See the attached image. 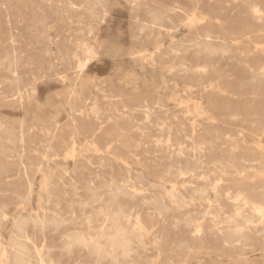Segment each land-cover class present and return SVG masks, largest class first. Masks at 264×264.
I'll list each match as a JSON object with an SVG mask.
<instances>
[{
    "label": "rangeland",
    "instance_id": "obj_1",
    "mask_svg": "<svg viewBox=\"0 0 264 264\" xmlns=\"http://www.w3.org/2000/svg\"><path fill=\"white\" fill-rule=\"evenodd\" d=\"M234 1L212 0L210 2V0H200L199 9L194 10L191 5V0H91V2L90 0H88V2L87 0H0V133L2 135H0V217L2 216L0 219V248H5L6 246L5 249H9L8 251H11L10 245L13 242H16V238H14V236L16 234L23 233L28 236L32 240V242H34L39 248L42 249L41 253L43 254V257L45 259V264H49L50 262H52V264H114V255L110 254L107 256L106 254H102L100 255V257L96 256L94 253H92V250L75 244L73 240L79 239V237L81 238L83 236L87 237L88 235L99 234V228L102 225L103 220L102 216L99 213V209L109 204H114L113 208H117L115 206L117 204L126 213H129L131 215L139 213L143 225L146 227L148 232H150L146 234V239L145 237L142 238L143 240H140L135 232H130L132 237L131 239L133 241L132 247L135 250V253L131 252V256L134 257V261L136 262V264H264V246H262V243L258 241L257 238H255L262 232V224L257 223L256 230L259 233L250 236V239L248 241V244L251 245L250 250L246 251V253L242 255H240L239 251L233 248L232 245L224 244V241L233 242L231 233H227V231H224L222 234L213 235L208 229L212 217L216 215L217 221L219 220L218 222H221L219 226L222 224L220 227L225 229V218L234 215L235 211L233 203L231 201H227L225 198H223V196H220L219 201L216 202L217 198L214 191L212 190V187L218 184L219 194L221 195L225 193V189L227 187L230 189L229 192L233 195L238 192L237 185H241L242 182L235 181L237 179V176L235 175V173H233L231 165L235 166V170L240 172L241 176L243 173L244 176L250 177L249 179H246L244 183H247L248 186L256 187V185H258L260 181L257 175L255 177L252 176L254 172H256V170L253 171L251 169H248L247 167L244 168L243 164H246L247 166L248 163H243V160L257 159L259 162L261 149H264V78H261L260 75H257L261 71L259 68H264V0ZM91 3L93 4L91 5ZM176 5H178L181 9ZM253 5L259 8L262 13L259 17L260 20H257V22H255L256 20H254V18L252 17L251 7H249ZM95 6L97 7V9ZM88 7H90L91 9H88ZM82 8L83 10H81L80 12L79 10ZM48 9L49 12L47 13ZM84 9L88 10L90 14ZM92 10H95L96 13ZM102 10L104 11L102 12ZM176 10H178V12ZM5 11L7 13H5ZM72 11H74V13ZM197 12H200L201 14H198ZM96 14L99 16H97ZM134 15H136L137 17H135ZM193 16L196 20L201 19L206 22L204 24V28L206 26L205 29H208L211 36L213 38H217L213 39V41H215L213 43L215 45V52L216 49L220 50H218L217 53L214 54V56L212 54L213 57L211 56L210 58L213 59H209L210 63L208 64V67L206 69L207 73L209 72V75L207 73L206 75L201 74V79L198 81L188 80L186 76H189L190 73L187 72V74L185 75V73L181 71V68H188L192 71H196V67L205 65L203 56L199 55L197 58H195V55H193L194 51L199 49V47L196 48L194 46L195 43L194 41H192L191 30L189 29V20ZM97 17H99V20L97 19ZM187 17H190V19ZM184 18L186 20H184ZM43 19L47 20V22ZM136 22L137 25L135 24ZM141 22L144 25H142ZM158 22L160 23L157 24ZM183 22L185 23V25ZM171 23L174 24V26ZM37 25L38 28L36 27ZM76 25H78V27ZM80 26H82L83 28ZM49 29L51 30V32ZM248 29L252 32L248 33L246 37L239 38V41H234L236 36L235 34H237L238 31L247 33L249 31ZM143 30H145V32H143ZM150 30L152 31L150 32ZM154 30L156 33L154 32ZM225 31H227L228 34H226ZM164 32L168 33L164 34ZM90 33H93L92 37ZM94 35H96L97 41L93 40ZM42 37L43 39L41 40ZM89 39L91 42L89 41ZM45 40L49 41L45 42ZM88 42H90V44ZM47 43L51 44L50 46L52 47H50ZM69 43L72 45H70ZM83 44L88 49V53H84L82 49ZM222 44L227 47L223 46ZM179 45H181V48ZM142 46L144 49L142 48ZM156 46H159L160 49L157 50ZM186 46L187 49H185ZM222 49H226V51ZM91 52L94 55L93 61L88 67V70L80 72L79 68L77 67V61L72 58V54L78 53L77 56L82 62L84 61V59L86 60L87 58H89L88 56ZM131 52L134 54H132ZM48 54L50 55V57L48 56ZM81 54L83 55L81 56ZM143 54H145V56ZM247 54H249L248 57ZM46 56H48V58ZM175 60L177 63H174ZM170 62L174 65H171ZM244 65H247V67ZM29 66L30 68H28ZM58 67L59 69H57ZM118 67H121V70H119ZM22 68L23 70L21 72L20 69ZM12 70H15L17 77H13L9 73ZM153 71H155V73ZM178 72L180 73V75ZM142 73L143 75H141ZM181 73L183 74L181 75ZM161 74H164L163 76L165 77H163ZM127 75L129 77H127ZM134 75L136 77H134ZM148 75H150L151 77H148ZM31 77L33 79H31ZM123 77H125L126 80ZM141 77L143 78V81ZM162 77L163 79H161ZM16 78L17 82L14 81ZM119 78L121 79L119 80ZM133 78L134 80H132ZM135 78H137L138 80L136 79L135 81ZM131 80L133 83L130 82ZM124 81L127 82L125 83ZM117 82L120 83L119 85L121 86H117ZM121 82H123V84ZM147 82H151V85ZM130 83L132 84V86H128ZM175 84L177 87L175 86ZM81 85L84 86L82 87ZM185 85L189 88H185ZM22 87L24 90L22 89ZM157 87L162 89H158ZM171 87L176 88V90H173V88ZM190 87L193 89H190ZM16 88L20 90L21 93L25 96L21 104L12 100V96L17 91ZM143 88H145L147 91L148 89L150 90L149 92H145L146 90ZM61 89H66L64 91H67V94L63 93ZM130 90H132V92H130ZM11 91L13 92V95ZM196 91L198 92V94ZM57 92L61 94H58ZM178 94H180V96ZM48 95H51V97ZM60 95L62 96L60 97ZM173 95L174 97H172ZM202 95H204L205 97H202ZM207 95H209V97ZM253 96H255L256 98ZM26 97L29 100H27ZM102 97L106 100L102 99ZM53 98L54 100H52ZM189 99H191V101ZM202 100H204L203 103ZM84 101H86L87 103ZM34 102H36L37 104ZM79 102L81 103V105L79 104ZM196 102L199 103V105L197 104V107L195 108L192 105L194 104V106H196ZM206 102L207 104L205 105ZM45 103L46 106L50 104V107L49 105L46 107ZM90 103L93 105H91ZM40 105H42L41 108L43 109L40 108ZM145 105L147 107H145ZM201 107H204V109H202ZM62 108L64 109V111H62ZM187 108L189 109V111L187 110ZM114 109L117 113L114 111ZM128 110L130 111V113ZM79 111L81 113H79ZM63 112H65L66 114ZM48 113L52 115L50 116ZM85 113L87 114L85 115ZM210 113L213 116H211ZM77 114L79 115L77 116ZM123 115H125V117ZM100 116L103 119H101ZM145 116L147 117V119ZM161 116H163V118ZM210 117H212L213 119H211ZM69 118H71V120ZM50 119H53L54 121L52 120L51 122ZM6 120L16 122L12 123ZM146 120L149 123H147ZM173 121L175 123H173ZM19 122H21L22 124ZM192 125H196L194 127L199 128H195V130L193 129L194 127ZM27 128L29 131L27 130ZM165 130L167 134L165 133ZM94 131L95 136L91 141L92 137H89V135ZM192 133L194 135H192ZM21 134L22 137L20 136ZM12 136H14L15 138H13ZM6 137H8L9 139H7ZM16 138H18L19 141L22 140V142L20 143ZM178 138H180L181 141ZM6 141L10 144L6 143ZM196 142L198 145L196 144ZM74 144L75 147L73 146ZM169 144L170 149H175L179 146L183 149L185 148L184 152L187 154H191V151H193L195 147L201 148L202 160L205 162V164L201 166V169H199L200 171L197 170L195 172V177L197 178L194 177V179H189V177H186L183 181L182 179L178 181L176 188L177 191L181 194H179L178 197L180 200L179 203H182L180 205L182 208H179L180 210H177V208H175L174 206V208H171L172 206H170L169 201H167V194L169 190H171V184L169 185V183H166L164 185L161 181L153 180V176L162 175L168 170H171L173 174L172 177L176 173L175 169L178 167V164L175 163L173 166H171L169 162L170 149H166V145ZM20 145L23 146L21 147ZM85 145L87 146L85 147ZM89 145L90 147L88 148ZM13 147H15V149H13ZM92 147H94L95 149ZM68 150L73 154H70ZM83 150H85L84 153ZM204 151H206L207 154ZM252 151H255V153ZM4 152L7 157L5 156ZM61 157L63 158V160L61 159ZM7 158H9V160ZM48 159H50V161ZM98 163H100L101 165ZM74 166L76 167V169ZM129 167L131 168V170L129 169ZM60 168L63 169L61 170ZM215 169H218L216 173L214 172L216 171ZM79 174L80 176H78ZM52 175L54 176V178ZM166 176L168 178L170 177L168 175ZM57 178L59 180H57ZM8 180H10V182ZM38 184L41 188H39ZM133 189L136 191L138 196L135 195V199L133 198L132 200H130L131 197L124 195V192L128 193V195H131L133 194V192H135ZM191 189L193 191H191ZM90 194L91 196H89ZM157 194L161 197H159ZM85 196L89 199L86 200L87 198ZM144 197L146 198V202L149 201L147 204H145V201H142ZM98 198H100L101 200ZM208 199L212 204L209 211L211 213V216L205 214L208 210ZM19 200H21V202ZM94 201L97 204L94 203ZM183 201L186 203H184ZM72 203H75L76 206H74L75 204ZM217 204L221 206L220 209L223 213L220 210V212L217 210ZM23 205L25 206V208ZM36 206L38 207L37 209ZM81 206L83 209L81 208ZM21 207L22 209H19ZM154 209H158L157 211L161 212L160 217H158L157 214L153 213L155 211ZM22 210H24L25 213ZM245 213L248 212L246 211ZM71 215L73 216L72 218ZM8 217H12L13 220L11 218L7 219ZM174 219L177 222H174ZM131 220H133V218ZM13 222L15 224H12ZM84 222H86L87 224ZM71 223L73 224L71 225ZM198 223L203 225L205 230L201 238L196 239L192 237V229L193 226ZM40 224H42L43 226H41ZM138 239L140 240V243ZM2 244L4 246H2ZM24 249L26 257H29L31 260L30 264H37L35 259L36 256L34 250H32L31 243L25 244ZM117 259L121 262L120 264H129V260L127 258L123 259L122 255H117ZM153 259L155 260L153 261Z\"/></svg>",
    "mask_w": 264,
    "mask_h": 264
},
{
    "label": "bare ground",
    "instance_id": "obj_2",
    "mask_svg": "<svg viewBox=\"0 0 264 264\" xmlns=\"http://www.w3.org/2000/svg\"><path fill=\"white\" fill-rule=\"evenodd\" d=\"M24 1V0H23ZM57 1V0H56ZM64 1V0H63ZM66 1V0H65ZM94 1V0H93ZM96 1V0H95ZM212 0H210V2H211ZM220 1V0H219ZM234 1V0H233ZM81 2V1H80ZM87 2H88V0H87ZM90 2H91V0H90ZM137 2V1H136ZM135 2V3H136ZM234 2H237V1H234ZM246 2V1H245ZM248 2H250V1H248ZM247 2V3H248ZM54 3V2H53ZM63 3H65V2H63ZM83 3V2H82ZM85 3V2H84ZM105 3V2H104ZM125 3V2H124ZM129 3H131V2H129ZM139 3V2H138ZM233 3V2H232ZM24 4V3H23ZM34 4V3H33ZM46 4V3H45ZM56 4V3H55ZM93 3H91V5H92ZM97 4V3H96ZM103 4V3H102ZM127 4V3H126ZM226 4V3H225ZM235 4V3H234ZM241 4V3H240ZM240 4H238V5H240ZM60 5V4H59ZM58 5V6H59ZM90 5V6H91ZM106 5V4H105ZM133 5V4H132ZM155 5V4H154ZM191 5H192V7H193V9L194 10H198L199 9V5H200V0H191ZM242 5H244V4H242ZM32 6V5H31ZM50 6H51V4H50ZM61 6V5H60ZM72 6H73V4H72ZM89 6V5H88ZM100 6V5H99ZM176 6H178V5H176ZM4 7V6H3ZM21 7V6H20ZM81 7V6H80ZM83 7V6H82ZM96 7V6H95ZM112 7V6H111ZM128 7V6H127ZM132 7V6H131ZM130 7V8H131ZM134 7V6H133ZM179 7V6H178ZM249 7H251V14H252V17L254 18V20H256L255 22H257V20H260V16H261V10L259 9V8H257L256 6H249ZM47 8V7H46ZM74 8V7H73ZM86 8V7H85ZM90 7H88V9H89ZM143 8V7H142ZM180 8V7H179ZM22 9V8H21ZM31 9V8H30ZM43 9V8H42ZM69 9V8H68ZM72 9V8H71ZM91 9V8H90ZM96 9H97V7H96ZM148 9V8H147ZM181 9V8H180ZM219 9V8H218ZM235 9H237V8H235ZM24 10H26V9H24ZM46 10V9H45ZM77 10V9H76ZM81 10H83V8L82 9H80L79 11L81 12ZM85 10V9H84ZM145 10V9H144ZM172 10V9H171ZM175 10V9H174ZM184 10V9H183ZM249 10V9H248ZM9 11V10H8ZM33 11V10H32ZM38 11V10H37ZM40 11V10H39ZM85 11H87L88 12V10H85ZM93 11V10H92ZM95 11V10H94ZM93 11V12H94ZM104 10H102V12H103ZM177 12H178V10H176ZM185 11V10H184ZM218 11V10H217ZM11 12V11H10ZM27 12V11H26ZM49 12V9H48V11H47V13ZM68 12V11H67ZM73 13H74V11H72ZM168 12V11H167ZM180 12V11H179ZM186 12V11H185ZM219 12H220V10H219ZM233 12V11H232ZM244 12V11H243ZM5 13H7L6 11H5ZM30 13H31V11H30ZM43 13V12H42ZM41 13V14H42ZM86 13V12H85ZM89 14H90V12H88ZM95 13H96V11H95ZM99 13V12H98ZM133 13V12H132ZM144 13V12H143ZM172 13H174V12H172ZM191 13H193V12H191ZM198 13V12H197ZM200 13V12H199ZM198 13V14H199ZM222 13V12H221ZM249 13V12H248ZM10 14V13H9ZM57 14V13H56ZM69 14V13H68ZM84 14V13H83ZM187 14H188V12H187ZM190 14V13H189ZM201 14V13H200ZM25 15V14H24ZM43 15V14H42ZM71 15V14H70ZM97 15V14H96ZM102 15V14H101ZM114 15V14H113ZM127 15H129V14H127ZM137 15V14H136ZM136 15H134L135 17H137ZM29 16V15H28ZM97 16H99V15H97ZM104 16H105V13H104ZM103 16V17H104ZM116 16V15H115ZM184 16H186V15H184ZM231 16V15H230ZM237 16V15H236ZM10 17H12V16H10ZM41 17H43V16H41ZM88 17H89V15H88ZM109 17V16H108ZM166 17H167V15H166ZM29 18H31V17H29ZM32 18H33V16H32ZM35 18V17H34ZM99 17H97V19H98ZM101 18V17H100ZM129 18V17H128ZM161 18V17H160ZM187 18H189L190 19V17H187ZM199 18V17H198ZM201 18V17H200ZM204 18H205V16H204ZM207 18V17H206ZM209 18V17H208ZM252 18V19H253ZM3 19V18H2ZM102 19V18H101ZM106 19V18H105ZM215 19V18H214ZM263 19H264V17H263ZM6 20V19H5ZM34 20V19H33ZM44 20V19H43ZM66 20V19H65ZM80 20V19H79ZM99 20V19H98ZM98 20H96V21H98ZM142 20V19H141ZM184 20H186L185 18H184ZM212 20V19H211ZM44 21H46L47 22V20H44ZM62 21V20H61ZM69 21V20H68ZM94 21V20H93ZM159 21V20H158ZM167 21V20H166ZM218 21V20H217ZM7 22H8V20H7ZM92 22V21H91ZM100 22V21H99ZM131 22H132V20H131ZM186 22V21H185ZM210 22V21H209ZM216 22V21H215ZM259 22H261V21H259ZM29 23V22H28ZM59 23V22H58ZM63 23H64V21H63ZM142 23V22H141ZM160 22H158L157 24H159ZM169 23V22H168ZM184 23V22H183ZM188 23V22H187ZM206 22L204 21V20H196L195 19V17L193 16L190 20H189V29L191 30V38H192V41H194V43H195V47L197 48V47H199V49L198 50H195L194 51V54L193 55H195V58H197L199 55H201V56H203V60H204V62H205V65H203V66H201V67H196L195 68V70L196 71H192V70H190V69H188V68H181V71L183 72V73H185V75L187 74V72H189L190 73V75L189 76H186V78H188V80H191V81H198V80H200L201 79V74H203V75H206V73H207V71H206V69H207V67H208V64L210 63L209 62V59H213V58H210L211 56H212V54H213V56H214V54L215 53H217V51L219 50H217L216 49V52H215V45L213 44L215 41H213V39H217V38H213L212 36H211V34H210V32L208 31V29H205L206 28V26H205V28H204V24H205ZM212 23V22H211ZM219 23V22H218ZM261 23H263V22H261ZM17 24V23H16ZM32 24V23H31ZM30 24V25H31ZM45 24V23H44ZM54 24V23H53ZM136 25H137V22L135 23ZM172 24V23H171ZM198 24V25H197ZM7 25V24H6ZM61 25V24H60ZM92 25H94V24H92ZM132 25H133V23H132ZM142 25H144L143 23H142ZM148 25V24H147ZM173 26H174V24H172ZM177 25H179V24H177ZM181 25H183V24H181ZM180 25V26H181ZM184 25H185V23H184ZM8 26V25H7ZM10 26V25H9ZM33 26V25H32ZM64 26V25H63ZM71 26V25H70ZM75 26V25H74ZM77 27H78V25H76ZM95 26H97V25H95ZM171 26V25H170ZM20 27H21V25H20ZM37 28H38V25L36 26ZM50 27V26H49ZM80 27H82V26H80ZM140 27H142V26H140ZM145 27V26H144ZM153 27V26H152ZM151 27V28H152ZM184 27V26H183ZM7 28V27H6ZM43 28V27H42ZM47 28V27H46ZM83 28V27H82ZM85 28V27H84ZM99 28V27H98ZM131 28V27H130ZM148 28V27H147ZM147 28H145V29H147ZM151 28H149V29H151ZM158 28V27H157ZM173 28V27H172ZM41 29V28H40ZM89 29V28H88ZM92 29H94V28H92ZM135 29V28H134ZM144 29V28H143ZM160 29V28H159ZM222 29V28H221ZM45 30V29H44ZM50 30V29H49ZM86 30V29H85ZM139 30V29H138ZM158 30V29H157ZM178 30V29H177ZM220 30V29H219ZM249 30V29H248ZM263 30V29H262ZM14 31V30H13ZM61 31V30H60ZM96 31V30H95ZM147 31V30H146ZM152 30H150V32H151ZM166 31V30H165ZM174 31H176V30H174ZM35 32V31H34ZM50 32H51V30H50ZM77 32V31H76ZM87 32V31H86ZM90 32V31H89ZM94 32V31H93ZM143 32H145V30H143ZM154 32H155V30H154ZM250 32H252V31H248L247 33H245V32H243V31H238V33L237 34H235L236 36H235V40L234 41H236V40H238L239 38H242V37H246L247 35H248V33H250ZM257 32H259V31H257ZM16 33V32H15ZM78 33V32H77ZM80 33H82V32H80ZM88 33V32H87ZM97 33V32H96ZM140 33V32H139ZM156 33V32H155ZM154 33V34H155ZM166 33H168V32H166ZM165 32H164V34H166ZM175 33V32H174ZM177 33V32H176ZM225 33L226 34H228V32L227 31H225ZM9 34H10V32H9ZM27 34V33H26ZM41 34V33H40ZM61 34H63V33H61ZM72 34H73V30H72ZM85 34V33H84ZM91 34V33H90ZM142 34V33H141ZM147 34H149V33H147ZM182 34V33H181ZM260 34V33H259ZM263 34V33H262ZM43 35H47V34H43ZM53 35H54V33H53ZM92 35H93V33L91 34V37H92ZM130 35V34H129ZM170 35V34H169ZM180 35V34H179ZM255 35V34H254ZM35 36V35H34ZM37 36V35H36ZM42 36V35H41ZM40 36V37H41ZM57 36V35H56ZM62 36V35H61ZM152 36V35H151ZM185 36V35H184ZM83 37V36H82ZM138 37V36H137ZM150 37V36H149ZM178 37V36H177ZM186 37V36H185ZM224 37V36H223ZM231 37H233V36H231ZM32 38V37H31ZM37 38V37H36ZM61 38V37H60ZM81 38V37H80ZM86 38V37H85ZM89 38V37H88ZM87 38V39H88ZM141 38V37H140ZM148 38V37H147ZM161 38V37H160ZM167 38H168V36H167ZM43 39V37L41 38V40ZM45 39H46V37H45ZM51 39V38H50ZM49 39V40H50ZM146 39V38H145ZM159 39V38H158ZM164 39H166V38H164ZM184 39V38H183ZM224 39V38H223ZM245 39V38H244ZM247 39V38H246ZM49 40H47V41H49ZM65 40V39H64ZM73 40V39H72ZM93 40L94 41H97V37H96V35H94V37H93ZM134 40V39H133ZM154 40V39H153ZM156 40V39H155ZM168 40V39H167ZM171 40V39H170ZM169 40V41H170ZM179 40V39H178ZM230 40V39H229ZM242 40V39H241ZM240 40V41H241ZM248 40V39H247ZM37 41V40H36ZM35 41V42H36ZM46 40H45V42H47ZM59 41V40H58ZM89 41H90V39H89ZM150 41V40H149ZM191 41V42H192ZM217 41V40H216ZM239 41V40H238ZM237 41V42H238ZM243 41V40H242ZM250 41V40H249ZM8 42V41H7ZM33 42V41H32ZM34 42V43H35ZM91 42V41H90ZM90 42H88L89 44H90ZM132 42V41H131ZM173 42V41H172ZM175 42V41H174ZM181 42V41H180ZM219 42V41H218ZM140 43V42H139ZM189 43V42H188ZM247 43H249V42H247ZM13 44V43H12ZM15 44V43H14ZM18 44V43H17ZM40 44V43H39ZM47 44H49V43H47ZM70 44V43H69ZM93 44H95V43H93ZM150 44V43H149ZM166 44V43H165ZM179 44V43H178ZM181 44V43H180ZM184 44V43H183ZM225 44V43H224ZM237 44V43H236ZM236 44H235V46H236ZM252 44V43H251ZM37 45V44H36ZM36 45H35V47H36ZM46 45V44H45ZM51 44H49V46H50ZM70 45H72V44H70ZM134 45V44H133ZM170 45V44H169ZM185 45V44H184ZM223 45V44H222ZM254 45V44H253ZM38 46V45H37ZM40 46V45H39ZM96 46H98V45H96ZM150 46V45H149ZM160 46V45H159ZM159 46H156L157 48V50H159L160 48H159ZM180 46V48H181V45H179ZM193 46V45H192ZM221 46V45H220ZM223 46H225V45H223ZM234 46V45H233ZM43 47H44V45H43ZM50 47H52V46H50ZM49 47V48H50ZM83 48V51H84V53L86 52V53H88V49L86 48V46L83 44V46H82ZM132 47H134V46H132ZM136 47V46H135ZM168 47V46H167ZM222 47V46H221ZM225 47H227V46H225ZM62 48V47H61ZM73 48V47H72ZM99 48V47H98ZM140 48V47H139ZM138 48V49H139ZM142 48H143V46H142ZM152 48V47H151ZM174 48H175V46H174ZM179 48V49H180ZM189 48V47H188ZM190 48H192V47H190ZM230 48V47H229ZM232 48V47H231ZM240 48V47H239ZM2 49V48H1ZM39 49V48H38ZM141 49V48H140ZM144 49V48H143ZM185 49H187V46L185 47ZM255 49V48H254ZM50 50V49H49ZM78 50V49H77ZM99 50V49H98ZM182 50V49H181ZM222 50H225L226 51V49H222ZM39 51H41V50H39ZM83 51H81V52H83ZM90 51V50H89ZM143 51V50H142ZM146 51V50H145ZM156 51V50H155ZM168 51V50H167ZM170 51V50H169ZM188 51V50H187ZM220 51V50H219ZM262 51V50H261ZM5 52V51H4ZM35 52V51H34ZM37 52V51H36ZM73 52V51H72ZM76 52V51H75ZM80 52V51H79ZM158 52V51H157ZM171 52V51H170ZM227 52H229V51H227ZM256 52V51H255ZM52 53V52H51ZM132 53V52H131ZM145 53V52H144ZM153 53V52H152ZM174 53V52H173ZM250 53V52H249ZM14 54V53H13ZM12 54V55H13ZM60 54V53H59ZM67 54V53H66ZM78 54V53H77ZM77 54L76 53H73L72 54V58L73 59H75L76 61H77V67L79 68V70H80V72H83V71H86V70H88V67L90 66V64H91V62L93 61V59H94V55H93V53L91 52L90 54H89V58H87L86 60L84 59V61H80V59L78 58V56H77ZM132 54H134V53H132ZM185 54V53H184ZM222 54H223V51H222ZM228 54V53H227ZM226 54V55H227ZM22 55V54H21ZM20 55V56H21ZM61 55V54H60ZM83 54H81V56H82ZM130 55V54H129ZM144 56H145V54H143ZM170 55V54H169ZM172 55V54H171ZM175 55V54H174ZM221 55V54H220ZM248 55L249 54H247V57H248ZM45 56V55H44ZM48 56L50 57V55L48 54ZM48 56H46L47 58H48ZM107 56V55H106ZM138 56V55H137ZM144 56H142V57H144ZM149 56V55H148ZM156 56V55H155ZM158 56V55H157ZM163 56V55H162ZM212 56V57H213ZM216 56V55H215ZM238 56V55H237ZM242 56V55H241ZM14 57V56H13ZM45 57V58H46ZM85 57V56H84ZM97 57V56H96ZM131 57V56H130ZM141 57V56H140ZM146 57H147V55H146ZM223 57V56H222ZM226 57H228V56H226ZM46 58V59H47ZM51 58H52V56H51ZM83 58V57H82ZM136 58V57H135ZM12 59V58H11ZM14 59V58H13ZM41 59V58H40ZM66 59V58H65ZM72 59V60H73ZM142 59V58H141ZM143 59H145V58H143ZM174 59V58H173ZM220 59V58H219ZM15 60V59H14ZM61 60V59H60ZM67 60V59H66ZM136 60V59H135ZM146 60H148V59H146ZM151 60V59H150ZM181 60V59H180ZM132 61V60H131ZM137 61V60H136ZM141 61V60H140ZM143 61V60H142ZM178 61V60H177ZM182 61V60H181ZM220 61V60H219ZM218 61V62H219ZM224 61V60H223ZM231 61H232V59H231ZM9 62V61H8ZM14 62V61H13ZM63 62V61H62ZM144 62V61H143ZM147 62V61H146ZM176 62V60L174 61V63ZM15 63V62H14ZM64 63V62H63ZM131 63H133V62H131ZM152 63V62H151ZM171 63V62H170ZM177 63V62H176ZM58 64V63H57ZM70 64V63H69ZM73 64H74V62H73ZM72 64V65H73ZM136 64V63H135ZM155 64V63H154ZM179 64V63H178ZM189 64V63H188ZM238 64V63H237ZM145 65V64H144ZM171 65H174V64H172L171 63ZM176 65V64H175ZM181 65V64H180ZM21 66V65H20ZM135 66V65H134ZM146 66V65H145ZM159 66V65H158ZM162 66H164V65H162ZM170 66V65H169ZM178 66V65H177ZM190 66V65H189ZM244 66H246L247 67V65H244ZM19 67V66H18ZM33 67V66H32ZM77 67H76V69H77ZM130 67V66H129ZM136 67H137V65H136ZM147 67V66H146ZM166 67H168V66H166ZM174 67V66H173ZM15 68V67H14ZM28 68H30V66L28 67ZM68 68H70V67H68ZM73 68V67H72ZM119 68V67H118ZM121 68V67H120ZM119 68V70H121ZM158 68V67H157ZM163 68V67H162ZM180 68V67H179ZM178 68V69H179ZM57 69H59V67L57 68ZM136 69H138V68H136ZM135 69V70H136ZM141 69V68H140ZM177 69V68H176ZM261 71H260V73L259 74H257V75H260V77L261 78H264V68L263 67H261V68H259ZM17 70V69H16ZM21 70V72H22V70H23V68L22 69H20ZM116 70V69H115ZM130 70V69H129ZM132 70V69H131ZM148 70H150V69H148ZM154 70V69H153ZM161 70V69H160ZM166 70H168V69H166ZM212 70V69H211ZM2 71V70H1ZM8 71V70H7ZM78 71V70H77ZM127 71V70H126ZM159 71V70H158ZM158 71H157V73H158ZM176 71V70H175ZM191 71V72H190ZM210 71V70H209ZM19 72V71H18ZM26 72H27V70H26ZM72 72V71H71ZM74 72H75V70H74ZM119 72V71H118ZM121 72V71H120ZM154 73H155V71H153ZM161 72V71H160ZM13 77H17L16 75V72H15V70H12V71H10L9 72ZM54 73V72H53ZM151 73V72H150ZM173 73V72H172ZM179 73V72H178ZM183 73H181V75L183 74ZM209 73V72H208ZM207 73V74H208ZM68 74V73H67ZM145 74H148V73H145ZM160 74V73H159ZM225 74V73H224ZM254 74V73H253ZM116 75V74H115ZM133 75V74H132ZM131 75V76H132ZM135 75H137V74H135ZM134 75V77H136ZM141 75H143V73L141 74ZM162 75V74H161ZM164 75V74H163ZM162 75V76H163ZM179 75H180V73H179ZM209 75V74H208ZM23 76H24V74H23ZM30 76V75H29ZM74 76V75H73ZM77 76V75H76ZM75 76V77H76ZM85 76V75H84ZM219 76V75H218ZM27 77V76H26ZM43 77H45V76H43ZM119 77V76H118ZM117 77V78H118ZM126 77V76H125ZM125 77H123V78H125ZM127 77H129L128 75H127ZM133 77V76H132ZM146 77V76H145ZM148 77H151L150 75H148ZM153 77V76H152ZM159 77V76H158ZM161 77V76H160ZM163 77H165V76H163ZM163 77L161 78V79H163ZM169 77V76H168ZM173 77V76H172ZM211 77V76H210ZM209 77V78H210ZM11 78V77H10ZM19 78V77H18ZM62 78V77H61ZM139 78H140V76H139ZM154 78H155V76H154ZM31 79H33L32 77H31ZM48 79V78H47ZM59 79H60V76H59ZM121 78H119V80H120ZM131 79V78H130ZM136 79L137 78H135V81H136ZM141 79H142V81H143V78L141 77ZM156 79H157V77H156ZM155 79V80H156ZM41 80H43V79H41ZM101 80V79H100ZM123 80V79H122ZM125 80H126V78H125ZM129 80V79H128ZM132 80H134V78L132 79ZM132 80L130 81V82H132ZM138 80V79H137ZM145 80V79H144ZM152 80V79H151ZM150 80V81H151ZM15 82H17V78L14 80ZM82 81V80H81ZM85 81V80H84ZM146 81V80H145ZM148 81V80H147ZM157 81H158V79H157ZM166 81V80H165ZM29 82V81H28ZM41 82V81H40ZM62 82V81H61ZM91 82H92V80H91ZM97 82V81H96ZM120 82V81H119ZM125 82V81H124ZM127 82V81H126ZM125 82V83H126ZM149 82V81H148ZM147 82V83H148ZM154 82V81H153ZM156 82V81H155ZM167 82V81H166ZM183 82H185V81H183ZM201 82V81H200ZM259 82V81H258ZM30 83V82H29ZM35 83V82H34ZM55 83H57V82H55ZM64 83V82H63ZM76 83V82H75ZM102 83H103V81H102ZM122 84H123V82H121ZM133 83V82H132ZM140 83H141V81H140ZM145 83V82H144ZM151 83V82H150ZM150 83H148V84H150ZM180 83V82H179ZM186 83H187V81H186ZM208 83V82H207ZM216 83V82H215ZM9 84V83H8ZM15 84V83H14ZM13 84V85H14ZM61 84V83H60ZM79 84V83H78ZM100 84V83H99ZM120 83H118L117 82V86L119 85ZM128 84V83H127ZM147 84V85H148ZM167 84V83H166ZM170 84V83H169ZM173 84H174V82H173ZM182 84V83H181ZM180 84V85H181ZM198 84H200V83H198ZM213 84V83H212ZM16 85V84H15ZM14 85V86H15ZM36 85V84H35ZM58 85H59V83H58ZM65 85V84H64ZM68 85H69V83H68ZM124 85H126V84H124ZM132 86V84L130 83L128 86ZM151 85V84H150ZM156 85V84H155ZM163 85V84H162ZM187 85V84H186ZM186 85H185V88H189V87H186ZM216 85V84H215ZM219 85H221V84H219ZM13 86V87H14ZM22 86V85H21ZM32 86V85H31ZM44 86V85H43ZM63 86V85H62ZM61 86V87H62ZM82 86V85H81ZM84 86V85H83ZM82 86V87H83ZM103 86V85H102ZM119 86H121V85H119ZM123 86V85H122ZM158 86V85H157ZM172 86V85H171ZM175 86H176V84H175ZM174 86V87H175ZM192 86H194V85H192ZM200 86V85H199ZM202 86V85H201ZM1 87V86H0ZM24 87V86H23ZM23 87H22V89H23ZM65 87V86H64ZM76 87H78V86H76ZM75 87V88H76ZM79 87H80V85H79ZM81 87V88H82ZM94 87V86H93ZM109 87V86H108ZM133 87H134V85H133ZM137 87V86H136ZM162 87V86H161ZM165 87V86H164ZM168 87V86H167ZM170 87V86H169ZM177 87V86H176ZM182 87V86H181ZM206 87H207V85H206ZM210 87V86H209ZM215 87V86H214ZM29 88V87H28ZM32 88V87H31ZM45 88V87H44ZM81 88H80V90H81ZM95 88V87H94ZM138 88V87H137ZM154 88V87H153ZM158 88V87H157ZM171 88H173V87H171ZM180 88V87H179ZM184 88V87H183ZM183 88H181V89H183ZM198 88V87H197ZM212 88V87H211ZM21 89V88H20ZM67 89V88H66ZM66 89H64V90H66ZM79 89V88H78ZM83 89V88H82ZM108 89V88H107ZM128 89V88H127ZM136 89V88H135ZM134 89V90H135ZM143 89H145V88H143ZM158 89H162V88H158ZM170 89V88H169ZM169 89H167V90H169ZM176 90V88H173V90ZM190 89H193V88H191L190 87ZM215 89H217V88H215ZM16 93L13 95V92H12V100H14V102H18L19 104H21V102L23 101V99H24V95L21 93V91L20 90H18L17 88H16ZM24 90V89H23ZM62 90V89H61ZM64 90H62L63 91V93H65V94H67V91L65 92ZM109 90V89H108ZM138 90V89H137ZM146 90V89H145ZM149 90L150 89H148V91L146 90L145 92H149ZM153 90V89H152ZM167 90H165V91H167ZM171 90V89H170ZM189 90V89H188ZM198 90V89H197ZM203 90V89H202ZM211 90V89H210ZM61 91V92H62ZM161 91V90H160ZM178 91V90H177ZM180 91V90H179ZM190 91V90H189ZM213 91V90H212ZM91 92V91H90ZM97 92V91H96ZM129 92V91H128ZM130 92H132V90H130ZM150 92H152V91H150ZM171 92V91H170ZM181 92V91H180ZM186 92V91H185ZM197 92V91H196ZM200 92V91H199ZM204 92V91H203ZM219 92V91H218ZM26 93V92H25ZM58 93V92H57ZM95 93V92H94ZM98 93V92H97ZM102 93V92H101ZM140 93V92H139ZM158 93V92H157ZM168 93V92H167ZM201 93V92H200ZM205 93V92H204ZM207 93V92H206ZM214 93V92H213ZM221 93V92H220ZM219 93V94H220ZM31 94V93H30ZM58 94H61V93H58ZM64 94V95H65ZM90 94V93H89ZM136 94V93H135ZM163 94V93H162ZM173 94V93H172ZM183 94V93H182ZM188 94V93H187ZM186 94V95H187ZM197 94H198V92H197ZM53 95H55V94H53ZM102 95V94H101ZM137 95V94H136ZM179 96H180V94H178ZM185 95V96H186ZM201 95V94H200ZM221 95V94H220ZM10 96H11V94H10ZM48 96H50L51 97V95H48ZM62 95H60V97H61ZM71 96V95H70ZM72 96H73V94H72ZM79 96V95H78ZM92 96V95H91ZM198 96V95H197ZM204 95H202V97H203ZM208 97H209V95H207ZM1 97H2V95H1ZM5 97V96H4ZM77 97V96H76ZM86 97V96H85ZM110 97V96H109ZM114 97V96H113ZM117 97V96H116ZM120 97V96H119ZM167 97V96H166ZM172 97H174V95L172 96ZM195 97V96H194ZM199 97V96H198ZM205 97V96H204ZM250 97V96H249ZM253 97H255V96H253ZM27 98V97H26ZM46 98V97H45ZM56 98H57V96H56ZM70 98V97H69ZM74 98V97H73ZM89 98H90V96H89ZM94 98H96V97H94ZM93 98V99H94ZM122 98H123V96H122ZM125 98V97H124ZM171 98V97H170ZM175 98H176V96H175ZM174 98V99H175ZM187 98H188V96H187ZM190 98H191V96H190ZM245 98V97H244ZM256 98V97H255ZM60 99V98H59ZM63 99H65V98H63ZM67 99V98H66ZM78 99V98H77ZM96 99H98V98H96ZM102 99H105V98H103L102 97ZM109 99V98H108ZM168 99V98H167ZM172 99V98H171ZM237 99V98H236ZM7 100V99H6ZM27 100H29L28 98H27ZM46 100V99H45ZM47 100H48V97H47ZM50 100H51V98H50ZM52 100H54V98L52 99ZM68 100V99H67ZM95 100V99H94ZM106 100V99H105ZM116 100H118V99H116ZM180 100V99H179ZM181 100H182V98H181ZM184 100V99H183ZM190 101H191V99H189ZM80 101V100H79ZM92 101V100H91ZM104 101V100H103ZM111 101V100H110ZM119 101H120V98H119ZM167 101V100H166ZM174 101V100H173ZM203 101L204 100H202V103H203ZM5 102V101H4ZM45 102V101H44ZM49 102V101H48ZM58 102V101H57ZM66 102V101H65ZM69 102H70V100H69ZM84 102H86V101H84ZM107 102H109V101H107ZM118 102V101H117ZM144 102V101H143ZM175 102V101H174ZM182 102V101H181ZM3 103V102H2ZM26 103V102H25ZM34 103H36V102H34ZM53 103H54V101H53ZM53 103H52V105H53ZM66 103H68V102H66ZM87 103V102H86ZM93 103V102H92ZM176 103V102H175ZM189 103V102H188ZM194 103V102H193ZM201 103V102H200ZM4 104V103H3ZM2 104V105H3ZM18 104V105H19ZM37 104V103H36ZM69 104V103H68ZM79 104L81 105V103L79 102ZM85 104V103H84ZM89 104V103H88ZM91 104V103H90ZM172 104H173V102H172ZM197 104L199 105V103H197L196 102V106H194V104L192 105L193 107H197ZM207 104V102L205 103V105ZM49 105V107H50V104H48ZM47 105V106H48ZM51 105V106H52ZM55 105H57V104H55ZM58 105H60V104H58ZM66 105V104H65ZM64 105V106H65ZM91 105H93V104H91ZM121 105H122V103H121ZM182 105V104H181ZM185 105H186V103H185ZM201 105V104H200ZM22 106V105H21ZM41 106L42 105H40V108H41ZM45 106H46V103H45ZM46 106V107H47ZM90 106V105H89ZM151 106V105H150ZM175 106V105H174ZM179 106V105H178ZM183 106V105H182ZM181 106V107H182ZM7 107V106H6ZM39 107V106H38ZM63 107V106H62ZM67 107V106H66ZM83 107V106H82ZM85 107V106H84ZM124 107V106H123ZM142 107V106H141ZM145 107H147L146 105H145ZM191 107V106H190ZM205 107V106H204ZM204 107L202 108V109H204ZM56 108V107H55ZM58 108V107H57ZM60 108V107H59ZM70 108V107H69ZM94 108V107H93ZM114 108V107H113ZM117 108V107H116ZM152 108H153V106H152ZM172 108V107H171ZM178 108V107H177ZM35 109H37V108H35ZM41 109H43V108H41ZM48 109V108H47ZM50 109V108H49ZM63 109V108H62ZM68 109V108H67ZM90 109V108H89ZM92 109V108H91ZM137 109V108H136ZM136 109H133V110H136ZM155 109V108H154ZM160 109H161V107H160ZM194 109V108H193ZM19 110V109H18ZM52 110V109H51ZM58 110H60V109H58ZM69 110V109H68ZM71 110V109H70ZM132 110V111H133ZM162 110H163V108H162ZM165 110V109H164ZM174 110V109H173ZM187 110L189 111V109L187 108ZM23 111V110H22ZM35 111H37V110H35ZM62 111H64V109L62 110ZM114 111H115V109H114ZM129 111V110H128ZM127 111V112H128ZM140 111V110H139ZM146 111V110H145ZM157 111V110H156ZM192 111V110H191ZM38 112H39V109H38ZM55 112H56V110H55ZM69 112V111H68ZM90 112V111H89ZM116 112V111H115ZM123 112V111H122ZM159 112V111H158ZM161 112V111H160ZM173 112V111H172ZM177 112V111H176ZM181 112H183V111H181ZM17 113V112H16ZM24 113V112H23ZM63 113H65V112H63ZM70 113H71V111H70ZM79 113H81L80 111H79ZM117 113V112H116ZM124 113V112H123ZM129 113H130V111H129ZM131 113H134V112H131ZM174 113V112H173ZM180 113V112H179ZM191 113V112H190ZM203 113V112H202ZM49 114V113H48ZM66 114V113H65ZM87 113H85V115H86ZM95 114V113H94ZM107 114V113H106ZM110 114V113H109ZM120 114V113H119ZM141 114H143V113H141ZM161 114V113H160ZM166 114V113H165ZM197 114V113H196ZM196 114H194V115H196ZM211 114V113H210ZM209 114V115H210ZM21 115H22V113H21ZM50 115V114H49ZM49 115H48V117H49ZM52 115V114H51ZM50 115V116H51ZM79 114H77V116H78ZM82 115V114H81ZM118 115V114H117ZM117 115H115V116H117ZM121 115V114H120ZM129 115V114H128ZM148 115H149V113H148ZM167 115V114H166ZM172 115V114H171ZM191 115V114H190ZM201 115V114H200ZM1 116V115H0ZM27 116V115H26ZM124 117H125V115H123ZM144 116V115H143ZM154 116V115H153ZM177 116H178V114H177ZM180 116V115H179ZM202 116V115H201ZM200 116V117H201ZM205 116V115H204ZM211 116H213L212 114H211ZM3 117V116H2ZM33 117V116H32ZM95 117H96V115H95ZM101 117V116H100ZM131 117H132V115H131ZM146 117V116H145ZM145 117H144V119H145ZM162 118H163V116H161ZM197 117H199V116H197ZM207 117V116H206ZM53 118H54V116H53ZM83 118V117H82ZM93 118V117H92ZM166 118V117H165ZM211 119H213L212 117H210ZM5 119V118H4ZM70 120H71V118H69ZM95 119V118H94ZM97 119V118H96ZM101 119H103L102 117H101ZM146 119H147V117H146ZM175 119V118H174ZM186 119H189V118H186ZM193 119V118H192ZM205 119H207V118H205ZM232 119V118H231ZM240 119V118H239ZM3 120V119H2ZM13 120V119H12ZM18 120V119H17ZM51 120V119H50ZM49 120V121H50ZM53 120V119H52ZM52 120H51V122H52ZM86 120H87V118H86ZM6 121H9V120H6ZM20 121H21V119H20ZM32 121H33V119H32ZM54 121V120H53ZM74 121V120H73ZM110 121V120H109ZM128 121V120H127ZM143 121V120H142ZM147 121V120H146ZM145 121V122H146ZM176 121V120H175ZM200 121V120H199ZM9 122H16V121H9ZM18 122V121H17ZM47 122H48V120H47ZM98 122V121H97ZM111 122V121H110ZM135 122V121H134ZM167 122V121H166ZM193 122V121H192ZM194 122H195V120H194ZM1 123H2V121H1ZM19 123H21V122H19ZM40 123V122H39ZM137 123V122H136ZM147 123H149L148 121H147ZM173 123H175L174 121H173ZM206 123V122H205ZM15 124V123H14ZM22 124V123H21ZM31 124H33V123H31ZM42 124V123H41ZM140 124V123H139ZM170 124H172V123H170ZM169 124V125H170ZM182 124V123H181ZM207 124V123H206ZM20 125V124H19ZM24 125V124H23ZM43 125V124H42ZM56 125V124H55ZM73 125V124H72ZM141 125V124H140ZM167 125H168V123H167ZM174 125H176V124H174ZM200 125V124H199ZM8 126V125H7ZM12 126V125H11ZM22 126V125H21ZM25 126V125H24ZM57 126V125H56ZM155 126H157V125H155ZM166 126V125H165ZM193 126V125H192ZM194 126H196V125H194ZM193 126V127H194ZM198 126V125H197ZM3 127V126H2ZM27 127V126H26ZM39 127V126H38ZM103 127V126H102ZM177 127V126H176ZM183 127V126H182ZM190 127V126H189ZM202 127V126H201ZM230 127V126H229ZM253 127V126H252ZM12 128V127H11ZM23 128V127H22ZM21 128V129H22ZM25 128V127H24ZM65 128V127H64ZM159 128V127H158ZM162 128V127H161ZM160 128V129H161ZM167 128V127H166ZM196 127H194L193 129H195ZM199 128V127H198ZM198 128H196V129H198ZM232 128V127H231ZM1 129V128H0ZM26 129V128H25ZM33 129V128H32ZM39 129V128H38ZM43 129V128H42ZM50 129V128H49ZM99 129V128H98ZM174 129V128H173ZM178 129V128H177ZM181 129V128H180ZM195 129V130H196ZM202 129V128H201ZM20 130V129H19ZM27 130H28V128H27ZM73 130V129H72ZM169 130V129H168ZM182 130H183V128H182ZM200 130V129H199ZM241 130V129H240ZM22 131V130H21ZM29 131V130H28ZM44 131H45V129H44ZM138 131V130H137ZM143 131V130H142ZM191 131H192V129H191ZM31 132V131H30ZM145 132V131H144ZM149 132V131H148ZM160 132H161V130H160ZM181 132V131H180ZM247 132V131H246ZM50 133V132H49ZM96 133H98V132H96ZM165 133H166V130H165ZM170 133H172V132H170ZM177 133V132H176ZM175 133V134H176ZM200 133H202V132H200ZM20 134V133H19ZM31 134V133H30ZM157 134V133H156ZM167 134V133H166ZM257 134V133H256ZM260 134V133H259ZM264 134V133H263ZM262 134V135H263ZM0 135H1V133H0ZM4 135V134H3ZM10 135V134H9ZM39 135V134H38ZM46 135V134H45ZM183 135V134H182ZM191 135V134H190ZM192 135H194L193 133H192ZM239 135V134H238ZM258 135V134H257ZM2 136V135H1ZM18 136V135H17ZM21 137H22V134L20 135ZM47 136V135H46ZM95 136V131L94 132H92V133H90V135H89V137H92L91 138V141L93 140V137ZM169 136V135H168ZM180 136V135H179ZM240 136V135H239ZM13 138H15L14 136H12ZM26 137V136H25ZM29 137H30V135H29ZM54 137V136H53ZM81 137V136H80ZM87 137V136H86ZM207 137V136H206ZM228 137V136H227ZM7 139H9L8 137H6ZM5 138V139H6ZM164 138V137H163ZM185 138V137H184ZM263 138V137H262ZM18 141H19V139L18 138H16ZM72 139V138H71ZM166 139V138H165ZM169 139V138H168ZM178 139H180V138H178ZM254 139V138H253ZM85 140V139H84ZM185 140H186V138H185ZM189 140V139H188ZM225 140H227V139H225ZM229 140H230V138H229ZM260 140V139H259ZM262 140V139H261ZM54 141H56V140H54ZM180 141H181V139H180ZM187 141V140H186ZM5 142V141H4ZM20 143L22 142V140L21 141H19ZM79 142V141H78ZM190 142V141H189ZM231 142H232V140H231ZM260 142V141H259ZM6 143H9V142H7L6 141ZM51 143V142H50ZM64 143V142H63ZM76 143V142H75ZM86 143V142H85ZM92 143V142H91ZM166 143V142H165ZM209 143H211V142H209ZM10 144V143H9ZM23 144V143H22ZM83 144V143H82ZM89 144V143H88ZM87 144V145H88ZM164 144V143H163ZM162 144V145H163ZM196 144H197V142H196ZM225 144V143H224ZM223 144V145H224ZM14 145V144H13ZM17 145V144H16ZM29 145V144H28ZM43 145H45V144H43ZM87 145H85V147L87 146ZM178 145V144H177ZM198 145V144H197ZM201 145V144H200ZM18 146V145H17ZM21 146V145H20ZM23 146V145H22ZM21 146V147H22ZM33 146V145H32ZM66 146V145H65ZM72 146V145H71ZM74 147H75V144L73 145ZM83 146V145H82ZM158 146V145H157ZM161 146V145H160ZM167 147H166V149H170L169 147H170V144L169 145H166ZM219 146H220V144H219ZM255 146V145H254ZM47 147V146H46ZM70 147V146H69ZM78 147V146H77ZM90 147V145L88 146V148ZM94 147H95V145H94ZM94 147H92V148H94ZM146 147V146H145ZM144 147V148H145ZM200 147V146H199ZM222 147V146H221ZM87 148V149H88ZM110 148V147H109ZM108 148V149H109ZM205 148V147H204ZM224 148V147H223ZM229 148H232V147H229ZM233 148H234V146H233ZM13 149H15V147H13ZM71 149V148H70ZM75 149V148H74ZM77 149V148H76ZM79 149H81V148H79ZM86 149V148H85ZM95 149V148H94ZM135 149V148H134ZM139 149V148H138ZM185 149V148H184ZM184 149L182 148V147H177V148H173V149H170V153H169V162H170V165L171 166H173L175 163L176 164H178V167L175 169V174H174V176L172 177V172H171V170H168V171H166L164 174H162V175H159V176H153V180H158V181H161V182H163V184L165 185L166 183H169V185L171 184V190H169V192H168V200L167 201H169V204H170V206H172L171 208H177V210L179 209V208H182L180 205L182 204H180L179 203V192L177 191V188H176V185L178 184V181H180L181 179H182V181L184 180V178H188L189 177V179L191 178V179H194V177H195V172L197 171V170H199V169H201V166H203L204 164H205V162L202 160V149L201 148H194L193 149V151H191L192 153L191 154H187V153H185L184 152ZM206 149V148H205ZM256 149V148H255ZM1 150H2V148H1ZM92 150V149H91ZM23 151V150H22ZM31 151H33V150H31ZM67 151V150H66ZM74 151V150H73ZM84 151L85 150H83V153H84ZM87 151V150H86ZM96 151V150H95ZM232 151V150H231ZM68 152H69V150H68ZM88 152V151H87ZM86 152V153H87ZM94 152V151H93ZM166 152H168V151H166ZM205 153H206V151H204ZM238 152V151H237ZM252 152H254L255 153V151H252ZM70 153V152H69ZM68 153V154H69ZM91 153V152H90ZM251 153V152H250ZM260 153V152H259ZM4 154H5V152H4ZM23 154V153H22ZM21 154V155H22ZM33 154V153H32ZM31 154V155H32ZM36 154V153H35ZM70 154H73V153H70ZM75 154V153H74ZM79 154V153H78ZM112 154V153H111ZM207 154V153H206ZM24 155V154H23ZM34 155V154H33ZM37 155V154H36ZM40 155V154H39ZM56 155V154H55ZM65 155V154H64ZM76 155V154H75ZM99 155V154H98ZM102 155V154H101ZM117 155H118V153H117ZM156 155V154H155ZM162 155V154H161ZM2 156V155H1ZM5 156H6V154H5ZM15 156H17V155H15ZM41 156V155H40ZM82 156H83V154H82ZM81 156V157H82ZM92 156V155H91ZM144 156V155H143ZM4 157V156H3ZM2 157V158H3ZM7 157V156H6ZM45 157V156H44ZM44 157H43V159H44ZM74 157V156H73ZM73 157H72V159H73ZM86 157V156H85ZM88 157V156H87ZM119 157V156H118ZM13 158V157H12ZM123 158V157H122ZM125 158V157H124ZM136 158V157H135ZM6 159V158H5ZM8 160H9V158H7ZM14 159V158H13ZM19 159V158H18ZM17 159V160H18ZM42 159V158H41ZM50 159H52V158H50ZM50 159H48L49 161H50ZM61 159L63 160V158L61 157ZM70 159H71V156H70ZM87 159H89V158H87ZM102 159V158H101ZM118 159H120V158H118ZM260 161L258 162V160L257 159H251V160H243V163H248L247 164V166H246V164H243V166H244V168H248V169H251V170H253V171H255L256 170V172H254V174L252 175V176H258V178H259V183H258V185H256V187L255 186H248V184L247 183H244V181L246 180V179H249L250 177H246V176H244L243 175V173H242V176L240 175V172H238L237 170H235V166H233V165H231V168L233 169V173H235V175L237 176V179L235 180V181H240V182H242V184L240 185V184H238L237 185V189H238V192L235 194V195H233L232 193H230L229 192V188L227 187L226 189H225V193L223 194V195H221V194H219V185L218 184H216V185H214L213 187H212V190L214 191V193H215V196H216V202H218L219 201V199H220V196H223V198H225L227 201H231L232 203H233V206H234V208H235V211H234V215H232V216H230V217H228L227 215V217L228 218H225L226 219V221L224 222L225 224H226V228L224 229V228H221L220 226L222 225H220L219 226V224L221 223V222H218L217 221V215L216 216H213L212 217V220H211V222H210V226L208 227V229H209V231H211V233L214 235H216V234H222L224 231H227V233H231V235H232V237H233V242H228V241H224V244L226 245V244H230V245H232L233 246V248H235L237 251H239V254L240 255H242V254H245L246 253V251H248V250H250V244H248V241H249V239H250V236H252L253 234H257V233H259L257 230H256V225H257V223H259V224H262L263 225V230H262V232L260 233V234H258L255 238H257V240L258 241H260L261 243H262V246H264V149H261V154H260ZM27 160V159H26ZM66 160H67V157H66ZM78 160V159H77ZM1 161V160H0ZM30 161V160H29ZM45 161V160H44ZM55 161H56V159H55ZM59 161V160H58ZM72 161V160H71ZM79 161H82V160H79ZM87 161V160H86ZM114 161V160H113ZM126 161V160H125ZM130 161V160H129ZM216 161V160H215ZM240 161V160H239ZM63 162V161H62ZM73 162V161H72ZM214 162V161H213ZM37 163V162H36ZM48 163V162H47ZM56 163V162H55ZM66 163V162H65ZM75 163V162H74ZM83 163V162H82ZM121 163H122V161H121ZM215 163V162H214ZM5 164H6V162H5ZM54 164V163H53ZM79 164H81V163H79ZM98 164H100V163H98ZM131 164V163H130ZM138 164V163H137ZM45 165V164H44ZM73 165V164H72ZM95 165V164H94ZM101 165V164H100ZM121 165V164H120ZM123 165V164H122ZM216 165V164H215ZM215 165H213V166H215ZM6 166V165H5ZM4 166V167H5ZM23 166V165H22ZM47 166H48V164H47ZM56 166H58V165H56ZM61 166V165H60ZM89 166V165H88ZM127 166V165H126ZM212 166V167H213ZM19 167V166H18ZM33 167H34V165H33ZM53 167H55V166H53ZM75 167V166H74ZM93 167V166H92ZM121 167V166H120ZM124 167V166H123ZM128 167V166H127ZM136 167V166H135ZM27 168H28V166H27ZM30 168H32V167H30ZM29 168V169H30ZM36 168V167H35ZM46 168V167H45ZM58 168V167H57ZM169 168V167H168ZM243 168V169H244ZM39 169V168H38ZM37 169V170H38ZM42 169V168H41ZM41 169H40V171H41ZM50 169V168H49ZM61 169V168H60ZM63 169V168H62ZM61 169V170H62ZM67 169V168H66ZM75 169H76V167H75ZM95 169V168H94ZM128 169V168H127ZM129 169L131 170V168L129 167ZM128 169V170H129ZM139 169V168H138ZM45 170V169H44ZM52 170V169H51ZM120 170H122V169H120ZM216 171H214L215 173L217 172V170L218 169H215ZM240 170V169H239ZM47 171V170H46ZM200 171V170H199ZM205 171V170H204ZM220 171V170H219ZM246 171V170H245ZM249 171V170H248ZM50 172V171H49ZM63 172V171H62ZM61 172V173H62ZM71 172V171H70ZM97 172V171H96ZM110 172H111V170H110ZM134 172V171H133ZM208 172H210V171H208ZM250 172H252V171H250ZM4 173V172H3ZM55 173V172H54ZM53 173V174H54ZM64 173V172H63ZM79 173V172H78ZM89 173V172H88ZM102 173V172H101ZM127 173H128V171H127ZM200 173V172H199ZM202 173V172H201ZM205 173V172H204ZM5 174H6V172H5ZM18 174V173H17ZM16 174V175H17ZM38 174V173H37ZM52 174V173H51ZM50 174V175H51ZM96 174V173H95ZM135 174V173H134ZM197 174V173H196ZM214 174V173H213ZM25 175V174H24ZM72 175H73V173H72ZM105 175H108V174H105ZM125 175H126V173H125ZM166 175H168V176H170L169 178L166 176ZM216 175V174H215ZM219 175V174H218ZM18 176V175H17ZM36 176V175H35ZM43 176V175H42ZM48 176H49V174H48ZM53 176V175H52ZM76 176V175H75ZM78 176H80V174L78 175ZM96 176V175H95ZM137 176V175H136ZM199 176V175H198ZM38 177V176H37ZM64 177V176H63ZM214 177V176H213ZM18 178V177H17ZM43 178V177H42ZM48 178V177H47ZM52 178V177H51ZM53 178H54V176H53ZM70 178V177H69ZM82 178V177H81ZM96 178V177H95ZM195 178H197V177H195ZM203 178V177H202ZM6 179V178H5ZM10 179V178H9ZM121 179V178H120ZM207 179V178H206ZM225 179H226V177H225ZM39 180V179H38ZM42 180V179H41ZM57 180H59L58 178H57ZM103 180V179H102ZM130 180V179H129ZM129 180H127V181H129ZM134 180H136V179H134ZM144 180V179H143ZM186 180V179H185ZM208 180V179H207ZM3 181V180H2ZM7 181V180H6ZM9 182H10V180H8ZM43 181H44V179H43ZM85 181V180H84ZM93 181V180H92ZM110 181H111V179H110ZM114 181V180H113ZM123 181V180H122ZM126 181V180H125ZM191 181V180H190ZM28 182V181H27ZM33 182H34V180H33ZM68 182V181H67ZM73 182V181H72ZM86 182V181H85ZM203 182V181H202ZM216 182V181H215ZM220 182V181H219ZM7 183V182H6ZM37 183H39V182H37ZM49 183V182H48ZM74 183V182H73ZM115 183H117V182H115ZM125 183V182H124ZM8 184V183H7ZM29 184V183H28ZM41 184V183H40ZM62 184V183H61ZM76 184V183H75ZM102 184V183H101ZM120 184V183H119ZM133 184V183H132ZM160 184V183H159ZM181 184H183V183H181ZM245 184V185H244ZM39 185V184H38ZM37 185V186H38ZM89 185H92V184H89ZM121 185V184H120ZM119 185V186H120ZM124 185H126V184H124ZM145 185V184H144ZM186 185V184H185ZM225 185V184H224ZM22 186V185H21ZM27 186V185H26ZM42 186V185H41ZM50 186V185H49ZM64 186V185H63ZM181 186V185H180ZM189 186V185H188ZM35 187V186H34ZM45 187V186H44ZM91 187V186H90ZM107 187H109V186H107ZM124 187V186H123ZM122 187V188H123ZM126 187V186H125ZM134 187V186H133ZM168 187V186H167ZM192 187V186H191ZM194 187V186H193ZM205 187V186H204ZM10 188V187H9ZM37 188V187H36ZM39 188H41L40 187V185H39ZM74 188V187H73ZM201 188V187H200ZM209 188V187H208ZM211 188V187H210ZM29 189H30V187H29ZM28 189V190H29ZM32 189V188H31ZM35 189V188H34ZM48 189V188H47ZM92 189V188H91ZM115 189V188H114ZM125 189V188H124ZM140 189H142V188H140ZM154 189V188H153ZM164 189V188H163ZM46 190V189H45ZM55 190V189H54ZM71 190V189H70ZM73 190V189H72ZM75 190V189H74ZM78 190H79V188H78ZM126 190V189H125ZM134 190V189H133ZM181 190V189H180ZM184 190V189H183ZM211 190V191H212ZM30 191V190H29ZM43 191V190H42ZM99 191H100V189H99ZM135 191V190H134ZM166 191V190H165ZM182 191V190H181ZM191 191H193L192 189H191ZM206 191V190H205ZM32 192V191H31ZM40 192V191H39ZM48 192V191H47ZM75 192V191H74ZM77 192V191H76ZM88 192V191H87ZM97 192V191H96ZM118 192V191H117ZM183 192V191H182ZM207 192V191H206ZM27 193V192H26ZM51 193H53V192H51ZM63 193H64V191H63ZM72 193V192H71ZM140 193V192H139ZM143 193V192H142ZM141 193V194H142ZM147 193V192H146ZM185 193V192H184ZM200 193V192H199ZM214 193H213V195H214ZM31 194V193H30ZM33 194V193H32ZM54 194H55V192H54ZM107 194H109V193H107ZM144 194V193H143ZM155 194H156V192H155ZM186 194V193H185ZM187 194H189V193H187ZM194 194V193H193ZM196 194H197V192H196ZM195 194V195H196ZM45 195V194H44ZM47 195V194H46ZM75 195H76V193H75ZM95 195V194H94ZM116 195V194H115ZM124 195H127V196H130L131 197V199L130 200H132L133 198L135 199V195H137V193H136V191L135 192H133V194H131V195H128V193H126V192H124ZM158 195V194H157ZM181 195V194H180ZM201 195H203V194H201ZM14 196V195H13ZM32 196V195H31ZM89 196H91V194L89 195ZM138 196V195H137ZM159 196V195H158ZM189 196V195H188ZM207 196V195H206ZM35 197H37V196H35ZM49 197H51V196H49ZM86 197V196H85ZM125 197V196H124ZM123 197V198H124ZM159 197H161V196H159ZM163 197H164V195H163ZM17 198V197H16ZM87 198V197H86ZM126 198V197H125ZM206 198V197H205ZM18 199V198H17ZM16 199V200H17ZM46 199H47V197H46ZM89 198H87L86 200H88ZM98 199H100V198H98ZM115 199V198H114ZM142 199V198H141ZM162 199V198H161ZM165 199V198H164ZM196 199V198H195ZM198 199H199V197H198ZM54 200V199H53ZM83 200V199H82ZM85 200V199H84ZM101 200V199H100ZM99 200V201H100ZM146 200V198L144 197V199H142V201H145ZM182 200H183V197H182ZM190 200V199H189ZM20 202H21V200H19ZM36 201V200H35ZM34 201V202H35ZM93 201V200H92ZM148 201V200H147ZM152 201V200H151ZM186 201V200H185ZM226 201V202H227ZM24 202H26V201H24ZM43 202V201H42ZM72 202V201H71ZM84 202V201H83ZM132 202V201H131ZM146 202V201H145ZM149 202V201H148ZM148 202H146L145 204H147ZM162 202V201H161ZM184 202V201H183ZM81 203V202H80ZM86 203V202H85ZM94 203H96L95 201H94ZM99 203V202H98ZM184 203H186V202H184ZM203 203V202H202ZM207 203H208V206H207V208H208V210L206 211V215H210L211 213L209 212L210 211V207L212 206V204L210 203V200L208 199V201H207ZM211 205H210V204ZM228 203V202H227ZM22 204V203H21ZM28 204H31V203H28ZM46 204H48V203H46ZM64 204V203H63ZM69 204V203H68ZM72 204H75V203H72ZM92 204H93V202H92ZM97 204V203H96ZM100 204V203H99ZM116 204V203H115ZM143 204V203H142ZM163 204V203H162ZM190 204V203H189ZM193 204V203H192ZM197 204H199V203H197ZM230 204V203H229ZM17 205V204H16ZM45 205V204H44ZM81 205V204H80ZM114 205V204H113ZM113 205H111V204H109V205H105V206H103V207H101L100 209H99V213H100V215L102 216V218H103V220H102V225L100 226V233L99 234H96V235H88L87 237H79V239H75V240H73V242L75 243V244H77V245H81V246H83L84 248H89L90 250H92V253H94L96 256H99L100 257V255H102V254H106L107 256L108 255H114L113 256V259H114V264H120L121 262L117 259V255H122V257H123V259H128L129 260V264H136V262L134 261V257H132L131 256V252L132 253H135V250H134V248L132 247V244H133V241H132V237H131V234H130V232H135L136 233V235L138 236V238L141 240L142 238H144L145 236H146V234L147 233H150V232H148V230L146 229V227L143 225V222H142V220H141V218H140V215H139V213H136V214H129V213H126L119 205H115L117 208H113ZM218 206V211L220 210L221 211V206L219 205V204H217ZM228 205V204H227ZM2 206V205H1ZM12 206H14V205H12ZM24 206V205H23ZM28 206V205H27ZM74 206H76V204L74 205ZM77 206H78V204H77ZM92 206V205H91ZM174 206V207H173ZM183 206V205H182ZM189 206V205H188ZM11 207V206H10ZM29 207H30V205H29ZM35 207V206H34ZM42 207V206H41ZM87 207V206H86ZM156 207V206H155ZM167 207V206H166ZM185 207H187V206H185ZM195 207V206H194ZM3 208V207H2ZM17 208V207H16ZM24 208H25V206H24ZM23 208V209H24ZM27 208V207H26ZM38 207L36 206V209H37ZM76 208V207H75ZM81 208H82V206H81ZM89 208V207H88ZM184 208V207H183ZM234 208H232V209H234ZM19 209H22V207L21 208H19ZM18 209V210H19ZM29 209V208H28ZM31 209V208H30ZM83 209V208H82ZM128 209V208H127ZM162 209V208H161ZM170 209V208H169ZM56 210V209H55ZM94 210V209H93ZM155 210V209H154ZM158 210V209H157ZM157 210H155L153 213L154 214H157V216L158 217H160L161 216V212L159 211H157ZM175 210V209H174ZM177 210H176V212H177ZM180 210V209H179ZM24 213H25V211L24 210H22ZM32 211V210H31ZM40 211V210H39ZM42 211V210H41ZM133 211V210H132ZM219 211V212H220ZM248 212V213H245V212ZM43 212V211H42ZM47 212V211H46ZM222 212V211H221ZM232 212V211H231ZM37 213V212H36ZM57 213V212H56ZM62 213V212H61ZM223 213V212H222ZM31 214H33V213H31ZM43 214V213H42ZM230 214V213H229ZM30 215V214H29ZM35 215H37V214H35ZM34 215V216H35ZM72 215H73V213H72ZM71 215V218L73 217ZM81 215H83V214H81ZM96 215V214H95ZM204 215V214H203ZM4 216V215H3ZM44 216V215H43ZM89 216V215H88ZM211 216V215H210ZM209 216V217H210ZM2 217V216H1ZM1 217H0V219H1ZM5 217V216H4ZM90 217V216H89ZM189 217V216H188ZM208 217V218H209ZM225 217V216H224ZM223 217V218H224ZM9 218H11L12 219V217H8L7 219H9ZM30 218H31V216H30ZM66 218V217H65ZM81 218V217H80ZM95 218V217H94ZM99 218V217H98ZM133 218V220H131ZM202 218V217H201ZM206 218H207V216H206ZM43 219V218H42ZM54 219V218H53ZM77 219V218H76ZM82 219H84V218H82ZM4 220H5V218H4ZM13 220V219H12ZM32 220V219H31ZM63 220V219H62ZM71 220H73V219H71ZM96 220V219H95ZM175 220V219H174ZM184 220V219H183ZM38 221H39V219H38ZM221 221V220H220ZM4 222H6V221H4ZM42 222V221H41ZM79 222V221H78ZM94 222V221H93ZM174 222H177L176 220L174 221ZM200 222V221H199ZM9 223V222H8ZM84 223H86V222H84ZM179 223V222H178ZM187 223V222H186ZM196 223V222H195ZM10 224V223H9ZM12 224H15L14 222L12 223ZM21 224V223H20ZM19 224V225H20ZM23 224H24V222H23ZM26 224V223H25ZM43 224V223H42ZM42 224H40L41 226H43ZM67 224H69V223H67ZM73 223H71V225H72ZM87 224V223H86ZM99 224V223H98ZM98 224H96V225H98ZM60 225V224H59ZM150 225V224H149ZM180 225V224H179ZM17 226V225H16ZM26 226V225H25ZM84 226H86V225H84ZM224 226V225H223ZM63 227V226H62ZM78 227V226H77ZM92 227V226H91ZM88 228V227H87ZM95 228V227H94ZM1 229V228H0ZM92 229V228H91ZM154 229V228H153ZM259 229V228H258ZM97 230V229H96ZM177 230V229H176ZM204 226L203 225H201L200 223H198V224H196V225H194L193 226V229H192V237H194V238H196V239H199V238H201V236H202V234L204 233ZM59 231V230H58ZM99 231V230H98ZM208 231V232H209ZM20 232V231H19ZM18 232V233H19ZM80 232V231H79ZM86 232V231H85ZM5 233V232H4ZM25 233V232H24ZM57 233V232H56ZM83 233V232H82ZM6 234V233H5ZM66 234V233H65ZM68 234V233H67ZM77 234V233H76ZM86 234V233H85ZM78 235V234H77ZM8 236V235H7ZM43 236V235H42ZM134 236V235H133ZM4 237V236H3ZM135 237V236H134ZM151 237H152V235H151ZM14 238H16V242H13L11 245H10V249H11V251H8L7 249H5L6 248V246H5V248H3V247H1L0 248V264H30L31 263V260H30V258L29 257H26V255H25V249H24V245L25 244H27V243H31V247H32V250H34V253H35V256H36V263L37 264H45V259H44V257H43V254L41 253V248H39L34 242H32V240L28 237V236H26L25 234H23V233H20V234H16L15 236H14ZM5 239V238H4ZM134 239V238H133ZM138 239V240H139ZM145 239H146V237H145ZM67 240H68V238H67ZM140 240H139V243H140ZM143 240V239H142ZM158 241V240H157ZM5 242V241H4ZM8 242V241H7ZM138 242V241H137ZM11 243V242H10ZM141 243H142V241H141ZM162 243V242H161ZM9 244V243H8ZM153 245V244H152ZM151 245V246H152ZM2 246H4L3 244H2ZM142 246V245H141ZM173 246V245H172ZM188 246V245H187ZM66 247V246H65ZM8 248V247H7ZM139 248H140V245H139ZM155 248V247H154ZM177 248V247H176ZM47 249V248H46ZM169 249V248H168ZM178 249V248H177ZM45 250V249H44ZM156 250V249H155ZM47 251V250H46ZM144 251V250H143ZM166 251V250H165ZM196 251V250H195ZM253 251V250H252ZM44 253V252H43ZM263 253V252H262ZM47 254V253H46ZM69 254V253H68ZM264 254V253H263ZM45 255V254H44ZM257 255H259V254H257ZM141 256V255H140ZM203 256H205V255H203ZM207 256V255H206ZM236 256V255H235ZM234 256V257H235ZM209 257V256H208ZM243 257V256H242ZM97 258V257H96ZM218 258V257H217ZM216 258V259H217ZM233 258V257H232ZM241 258V257H240ZM244 258V257H243ZM149 259V258H148ZM222 259V258H221ZM220 259V260H221ZM227 259V258H226ZM151 260V259H150ZM155 259H153V261H154ZM157 260H158V258H157ZM197 260V259H196ZM209 260V259H208ZM218 260V259H217ZM103 261H105V260H103ZM146 261V260H145ZM152 261V262H153ZM202 261V260H201ZM225 261V260H224ZM244 261H245V259H244ZM35 262V261H34ZM236 262V261H235ZM157 263V262H156ZM201 263V262H200ZM49 264H52V262H50ZM152 264H154V263H152ZM188 264H190V263H188Z\"/></svg>",
    "mask_w": 264,
    "mask_h": 264
}]
</instances>
